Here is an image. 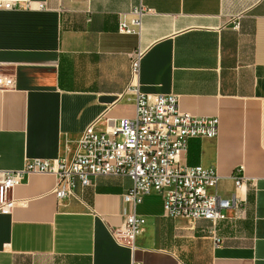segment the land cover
<instances>
[{
    "label": "crops",
    "instance_id": "1",
    "mask_svg": "<svg viewBox=\"0 0 264 264\" xmlns=\"http://www.w3.org/2000/svg\"><path fill=\"white\" fill-rule=\"evenodd\" d=\"M0 1L21 6L0 9V73L11 79L0 89V168L69 160L85 126L132 116L139 49L141 92L173 93L180 111L217 118L216 137L188 139L181 161L214 168L221 197L234 192L236 166L251 180L242 205L215 222L167 217L159 194L144 195L131 249L110 235L127 177L94 176L57 200L53 175H25L0 212V264H264V0ZM139 4L138 33H119L118 16Z\"/></svg>",
    "mask_w": 264,
    "mask_h": 264
},
{
    "label": "built area",
    "instance_id": "2",
    "mask_svg": "<svg viewBox=\"0 0 264 264\" xmlns=\"http://www.w3.org/2000/svg\"><path fill=\"white\" fill-rule=\"evenodd\" d=\"M20 7L16 2L0 1V9ZM26 7L41 9L43 5L27 4ZM146 11L139 4L130 9L128 17L119 15L117 31L137 34L140 17ZM139 56V49L130 56V81L126 87L133 96V115L115 122L106 121L104 130H97L92 124L85 126L69 160L33 158L17 168H0L1 213L13 207L11 189L31 173L54 176L53 194L57 200L73 196L77 186L88 185L94 176L127 177L130 186L121 195L122 222L118 228H110V235L116 243L132 249L135 236L144 223L135 213V206L146 194H159L163 214L170 218L215 222L223 220L227 210L242 205L244 199L240 191L251 180L243 175L241 166H236L230 174L234 192L229 197H221L216 192L218 175L214 168L186 165L180 159L188 139L216 137L217 118L180 111L173 93L141 92L136 82ZM9 86L10 77L0 73V89Z\"/></svg>",
    "mask_w": 264,
    "mask_h": 264
},
{
    "label": "water",
    "instance_id": "3",
    "mask_svg": "<svg viewBox=\"0 0 264 264\" xmlns=\"http://www.w3.org/2000/svg\"><path fill=\"white\" fill-rule=\"evenodd\" d=\"M113 100L112 96H100L99 101L109 103Z\"/></svg>",
    "mask_w": 264,
    "mask_h": 264
}]
</instances>
